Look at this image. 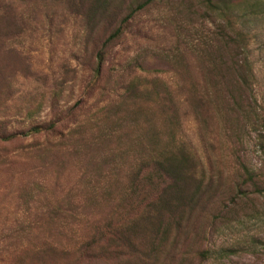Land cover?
I'll return each instance as SVG.
<instances>
[{"label":"rangeland","instance_id":"rangeland-1","mask_svg":"<svg viewBox=\"0 0 264 264\" xmlns=\"http://www.w3.org/2000/svg\"><path fill=\"white\" fill-rule=\"evenodd\" d=\"M144 1L115 0L107 20L86 45L84 22L70 4L5 0L12 16L10 34L0 39V264H77L71 254L47 259L41 250L46 242L70 247L73 231H89L90 220L111 215L110 222L115 221L110 213L121 200L119 191L132 159L131 153L124 155V141L114 139L107 147L99 139L93 119L115 99V93L106 99V92L96 89L87 99L92 76L89 56L93 44ZM261 1L260 12L242 9L233 20V27L246 36L243 50L231 49L232 56L247 57L253 71L252 92L243 111L208 106L200 122L185 105L174 131L195 158L194 170L202 182L200 201L183 223L187 234L179 248L188 251L185 264H264ZM223 27L217 12L199 0L155 1L129 22L109 51L101 79L106 80L112 62L120 61L125 52L136 58L146 72L143 76L169 82L176 73L186 80L199 77L207 70L203 63L215 54ZM80 101L81 110L76 108ZM51 122L57 126L51 134L1 139L3 134ZM110 149L125 156L114 167L108 162ZM159 263L179 264L163 258Z\"/></svg>","mask_w":264,"mask_h":264},{"label":"trees","instance_id":"trees-1","mask_svg":"<svg viewBox=\"0 0 264 264\" xmlns=\"http://www.w3.org/2000/svg\"><path fill=\"white\" fill-rule=\"evenodd\" d=\"M52 1L70 4L76 9L84 22L87 45L107 20L115 0ZM155 1L159 0H145L132 8L108 36L93 44L94 50L89 56L92 76L87 99L96 89L101 94L106 92V99L115 93V99L104 105L93 119L99 139L107 147L114 139L124 141L128 150L124 155L131 153L128 158L132 159L125 172L123 189L119 191L121 200L110 213L116 219L110 222L111 215L95 222L89 219V231L82 234L73 231L68 240L73 242L70 247L46 242L41 254L47 259L71 254L77 264H107L112 259H116L115 264H161L162 258L185 264L188 260V251L180 249L179 243L186 240L183 223L194 211V204L200 201L202 182L194 170L195 158L174 131L185 105L191 107L200 122L208 106L219 104L243 111L252 92L253 71L247 57L240 60L232 56L231 49L243 50L246 36L233 27V20L236 11L260 12L263 4L261 0H199L206 9L217 12L224 27L217 39L215 54L203 63L206 72L195 78L189 76L190 85L184 75L177 73L172 82L160 76H143L145 70L126 52L121 54L120 61L112 62L108 74L104 75L106 80L101 79L109 51L124 36L129 22ZM9 9L10 5L0 0V39L10 34L12 11ZM124 75L129 78L125 79ZM76 108L81 110L83 102H78ZM141 119L145 122H140ZM55 130L57 126L51 122L30 127L26 132L3 134L1 139L9 142L23 134H51ZM124 155L112 153L110 149L108 162L114 167L123 161ZM110 195L107 190L108 199ZM171 238L173 249L168 252Z\"/></svg>","mask_w":264,"mask_h":264}]
</instances>
